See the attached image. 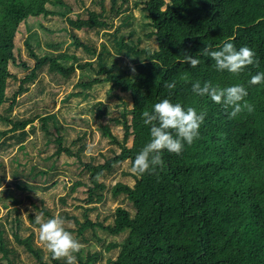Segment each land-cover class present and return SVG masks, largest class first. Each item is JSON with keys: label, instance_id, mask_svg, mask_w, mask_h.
Masks as SVG:
<instances>
[{"label": "trees", "instance_id": "16d2710c", "mask_svg": "<svg viewBox=\"0 0 264 264\" xmlns=\"http://www.w3.org/2000/svg\"><path fill=\"white\" fill-rule=\"evenodd\" d=\"M134 1L110 0L108 11L107 0H91L88 7L83 0H0V121L6 126L0 130V142L9 136L25 157L29 146L40 155V162L32 163L27 172L25 164L32 158L26 163L11 158L12 165L17 163L10 169L14 186L2 189L8 173L0 152V209L7 211L6 217H0V264H26L17 248L35 264H65L63 258L53 260L35 245L34 230L23 228L20 218L26 201L42 218L55 216L57 203L53 209L48 207V196L37 197L40 187L33 182L55 186L62 174L58 159L63 155L71 160L68 165L76 167L66 173L61 165L64 175L77 174L80 179L58 199L61 209L57 215L78 226L73 237L84 243L88 242L86 229H102L113 237L125 234L122 243L108 245L107 250L119 249L110 264H264V85L248 83L251 76L264 72V0ZM139 8L146 20L140 23V31L130 29L137 20L134 9ZM51 16L66 20L70 44L88 59L67 53L63 41L46 42L48 49L39 53L41 38L30 29L24 39L30 59L23 58L16 42L21 25L30 18ZM115 19H120L118 26H114ZM82 31H92L95 38L81 36ZM101 37L108 39L110 48L106 43L98 47ZM229 41L256 53L257 64L239 76L218 72L214 62L202 55L204 47L215 50ZM182 52L200 58L201 64L191 68L183 63ZM11 65L23 74L12 72ZM78 71L79 91L72 97L85 99L87 91L107 83L132 100L130 110L124 108L121 118H110L104 125L108 110L102 103L96 105L101 134L111 145L99 154L103 161L86 152L91 135L86 120L74 119L64 125L67 120L60 110L51 112L39 100L29 117L12 115L31 86L43 93L53 83L59 86L69 81ZM43 72L49 76L47 83L41 79ZM197 80L221 88L243 84L248 90L245 100L253 111L244 108L231 117V108L225 110L192 93ZM11 82L17 86L10 94ZM172 82L175 88L168 89L166 84ZM51 91L49 96L55 100L57 92ZM165 98L206 112L199 139L179 155L164 152L163 166L152 174L138 176L124 169L114 184H107L124 163L131 169L135 155L150 139L142 113ZM76 121L83 122V130L76 131ZM111 124L122 127V140L111 131ZM36 130L43 148H38L33 136ZM72 132H77V138L69 146ZM52 144L56 150L48 155ZM71 199L74 202L69 203ZM110 199L120 203L112 208ZM11 213L14 217L9 219ZM36 216L29 213L32 226L39 228ZM23 230L29 231L28 236H22ZM66 230L72 233L74 229ZM82 251L74 253L77 264H92L102 257V253L88 252L83 259Z\"/></svg>", "mask_w": 264, "mask_h": 264}, {"label": "rangeland", "instance_id": "374dc122", "mask_svg": "<svg viewBox=\"0 0 264 264\" xmlns=\"http://www.w3.org/2000/svg\"><path fill=\"white\" fill-rule=\"evenodd\" d=\"M75 3V0H71ZM135 3L134 0H130ZM83 2L86 4L88 7L91 4V0H83ZM132 2V3H133ZM111 7L110 0H107V10L109 11ZM94 8H97L98 11H100L99 7L95 6ZM78 11H81V9H78ZM134 14L137 16V20L134 22L135 24L130 27V29H138L139 31L141 30L140 28V23L145 22L146 20L144 19V14L140 12L139 9H134ZM120 23V19H115L114 20V26H118ZM66 28L65 30H61V28ZM69 25H67L66 20L59 17V16H51V17H39V18H30L27 22L21 25L20 30L16 36V42L17 45L21 48V54L23 58L25 59H30L28 54L26 53L25 49V44H24V39L26 38V35H28V30L30 29L34 33H38L39 37L41 38V47L38 49V52L41 53L45 50H47V45L46 42H64V50L69 53V54H75V55H80L82 56L83 60L88 59V57L82 52V50H79L75 48L73 45L70 44L72 38L70 37V34L68 31ZM56 29H60L61 31H55ZM54 31V32H50ZM93 32H81V36L94 39L95 36L92 34ZM101 43H106L108 44V39L106 37H101L98 40V47L100 48ZM145 43H148L147 40H145ZM67 44H70L67 46ZM109 48L111 47L110 44H108ZM52 50L53 49H49ZM57 50V49H56ZM112 51V49H110ZM58 51V50H57ZM18 54V51H16V55ZM70 64V62H68ZM10 69L12 72H17L19 73V76L23 74L22 71H20L18 68L14 67L13 65L10 66ZM80 72L78 71L76 75H74L69 81L57 86L54 83L52 84L51 87L46 88L45 92L39 93V88L38 86H31L30 91L27 95L21 96L20 100L18 101V105L15 107L14 111L12 112V115H16L17 113L20 115V117H29L32 113V106L35 103L36 100H39L40 104H43L44 102L49 105L51 112L53 111H58L64 115L65 119L67 120V123L65 124H71V121H74V119H82L86 120L88 124L90 125V128H88V132L91 133L89 136V147L87 148L86 152L87 154L94 155L97 158H99L100 161H103L104 158H102L99 154L101 152H105L109 150L111 145L109 144L110 139L104 138L101 134L100 131V124L99 120L95 117V111L97 109V103H102L104 107L108 110V115L105 117V119L102 121V124L108 123V119L110 118H121V112L123 111L124 108H127L128 110L131 109L132 106V100L129 94H124L121 93L118 89H112L111 84H101L98 86H95L92 90L87 91L89 96L87 98H83V96L80 97H72V93H76L79 90L76 88V83L78 81ZM41 79L44 83H47L49 81V76L45 74L44 72L41 74ZM17 86L15 85L14 82H11L8 86L9 88V93L13 91V89ZM51 90L56 91V96L55 100L49 96V94L52 92ZM70 97V98H69ZM8 106V104H7ZM81 121V120H80ZM79 124V125H78ZM76 131L83 130V122L76 121L75 124ZM6 129L5 124H3L2 121H0V130ZM29 129V127L27 128ZM111 131L119 136L120 140L123 138V129L121 126H118L116 124H111ZM37 135H33L35 139L37 140L38 143V148H43L42 145V140H41V133L39 134V130H36ZM39 134V135H38ZM75 138H77V132H72L71 137L69 139V146L71 144V141H73ZM32 138L29 137L28 140H31ZM4 142H0V152L2 155L5 156V164H6V172L7 177L6 180L4 181V184L2 185V189L6 187V185H11L12 187L14 186V180L11 178V168L12 166H15L17 163H14L12 165L11 158L14 156L17 157L18 161L21 163H26V160L29 158H32L31 162H28L25 164V172H27L30 168V165L33 163L40 162V155L38 154L37 150L33 149L31 146L27 148L26 151L29 152V155L25 157L20 151H18V144H15V140H10L9 136L5 137L3 139ZM5 143V144H4ZM14 144V145H13ZM132 144V140L129 142V146ZM5 145V146H4ZM74 148L77 147V145L73 146ZM56 150V146L52 144L51 146L48 147L47 153L48 155L54 153ZM71 160L66 157L62 156V158L58 159V166L60 167L59 171L61 176L57 178V183L55 186H53L52 182L47 183L46 185L42 184L39 180H36L33 182L35 185H37L38 190L36 192L37 197L41 196H48L47 202H48V207L53 209L55 206V203H57V208L56 210H53V213L55 216L57 215L58 211H60V206L58 199L69 191V187L73 185L77 180L80 179V177L77 176V174H70L68 176L64 175L63 170L61 168V165L64 167V170L66 173H70V170L76 171V167L74 164L68 165L67 163H70ZM98 162V160H97ZM74 163V161L72 162ZM40 169H43L42 163H40ZM125 170H130L128 163H124L121 167L118 168V172L115 173V176H111L107 179L109 185L114 184L121 173V171ZM79 171V170H78ZM71 176V177H70ZM26 179V178H24ZM27 180V179H26ZM56 180V179H55ZM54 180V181H55ZM66 183V187L65 184ZM53 186V187H52ZM48 189V190H46ZM83 191V190H81ZM49 193H53V195H48ZM123 196H121L120 200L122 199ZM74 202L73 199L69 200V203ZM119 202V201H118ZM120 203V202H119ZM119 203L113 201L110 199L108 201V205L111 206L112 208L118 205ZM66 209H69V211H74L76 214H79V210H76L73 208V206H67ZM21 214L20 218L23 220V228L28 227L30 229L34 230L35 236H34V243L41 249H43L44 253H48L43 246L40 236H39V228H36L35 226H32L31 220L29 218V213H34L37 216L40 217L41 221L44 222L47 220V218H42V214L40 211L33 209L31 204H29L28 201H26L25 205L21 207ZM54 214H52L54 216ZM94 214V213H92ZM7 216V211L6 210H1L0 209V217H6ZM14 217V213H11L10 218ZM79 218L81 219L80 215ZM92 218H95L92 215ZM9 227V225H8ZM66 228H72L74 229L73 232L71 233L74 237L76 235L75 232L78 230V226L75 225L72 221L66 220L65 224ZM24 232L22 233L23 237L28 236L29 231L23 230ZM85 237L87 238L88 242L84 243L82 242L79 238L78 241L82 244V253L81 256L83 259H87L88 257V252H93V253H102V257L97 259L96 261H93L92 264H110V260L116 259L119 253V249H111L107 250L108 245L111 244L112 242H117V243H122L124 241L125 234H122L120 236H110L106 231L102 229H96L94 231H91L90 229H86L84 231ZM20 250L21 253V258L23 259L24 263L26 264H35L32 259H28L26 256V252L23 251L22 248H17ZM2 254H0L1 256Z\"/></svg>", "mask_w": 264, "mask_h": 264}, {"label": "clouds", "instance_id": "9594fccd", "mask_svg": "<svg viewBox=\"0 0 264 264\" xmlns=\"http://www.w3.org/2000/svg\"><path fill=\"white\" fill-rule=\"evenodd\" d=\"M183 63L191 68L201 64L200 58L182 52ZM203 56L209 57L214 62L218 72H227L239 76L248 66L256 65V53L247 46L237 48L232 42H225L222 46L212 49V46L203 48ZM135 71V68H132ZM251 85H264V72H257L248 81ZM175 82L167 83L168 89L175 88ZM192 93L197 97H207L210 101L221 105L225 110L231 108L229 115L236 117L244 108L249 112L253 106L245 98L248 90L243 84H233L221 88L211 82L201 83L199 80L192 83ZM206 112L198 111L195 107H185L171 99H162L152 106L151 111L142 113V123L148 126L149 141L135 155L131 165V173L143 176L152 174L157 167L163 166L162 155L164 152L179 155L184 147L190 146L199 139L200 128L205 121ZM39 225L40 240L53 260L64 259L65 264H77L74 253L82 248V244L66 230V219L56 215L41 222L40 217H35Z\"/></svg>", "mask_w": 264, "mask_h": 264}]
</instances>
